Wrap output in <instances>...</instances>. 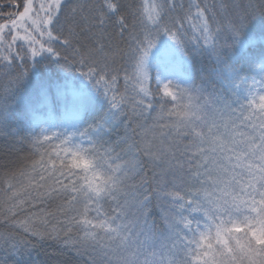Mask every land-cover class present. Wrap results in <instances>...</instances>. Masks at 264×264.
<instances>
[{
	"label": "snow or ice",
	"instance_id": "1",
	"mask_svg": "<svg viewBox=\"0 0 264 264\" xmlns=\"http://www.w3.org/2000/svg\"><path fill=\"white\" fill-rule=\"evenodd\" d=\"M0 137L16 264H264V0H0Z\"/></svg>",
	"mask_w": 264,
	"mask_h": 264
},
{
	"label": "trees",
	"instance_id": "2",
	"mask_svg": "<svg viewBox=\"0 0 264 264\" xmlns=\"http://www.w3.org/2000/svg\"><path fill=\"white\" fill-rule=\"evenodd\" d=\"M136 2H139V0H136ZM244 2H247V0H244ZM0 143L4 145L5 141L2 137H0ZM157 226H162L159 221H157ZM4 229L0 228V232H3ZM54 249L52 247L45 246L43 249H40L38 252L34 251L31 256H25L23 257L24 261H27V264H38V256L40 254H43L44 252H47L48 250ZM21 260V257L19 255H16L14 253L12 254H6L2 249H0V264H16V261Z\"/></svg>",
	"mask_w": 264,
	"mask_h": 264
},
{
	"label": "rangeland",
	"instance_id": "3",
	"mask_svg": "<svg viewBox=\"0 0 264 264\" xmlns=\"http://www.w3.org/2000/svg\"><path fill=\"white\" fill-rule=\"evenodd\" d=\"M0 146H3L0 143ZM38 264H60V262L69 259L66 255H61L57 250L51 249L38 256Z\"/></svg>",
	"mask_w": 264,
	"mask_h": 264
}]
</instances>
